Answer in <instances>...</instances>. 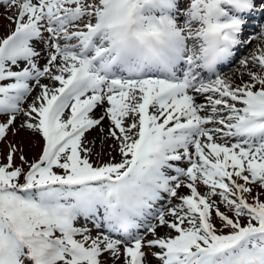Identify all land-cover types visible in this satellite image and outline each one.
I'll use <instances>...</instances> for the list:
<instances>
[{
    "label": "snow or ice",
    "instance_id": "obj_1",
    "mask_svg": "<svg viewBox=\"0 0 264 264\" xmlns=\"http://www.w3.org/2000/svg\"><path fill=\"white\" fill-rule=\"evenodd\" d=\"M0 7V264H264V0Z\"/></svg>",
    "mask_w": 264,
    "mask_h": 264
},
{
    "label": "rangeland",
    "instance_id": "obj_2",
    "mask_svg": "<svg viewBox=\"0 0 264 264\" xmlns=\"http://www.w3.org/2000/svg\"><path fill=\"white\" fill-rule=\"evenodd\" d=\"M0 8H2V7H0ZM6 15H7V13L5 12V9H4L2 15H0V16H2V17H0V29L1 30H4V27H6V24H4V17H3V16H6ZM93 135H95V133H93ZM11 139H12V137H11ZM14 139L17 142H20L21 140L24 141V143L26 145L25 154H26V156H27V158L29 160H32V159L35 158V156L37 154V149H35V148H33V147H31L29 145V141H32L34 143L35 142V138L30 137L27 133H21L20 136L15 137ZM89 139H91V137H89Z\"/></svg>",
    "mask_w": 264,
    "mask_h": 264
}]
</instances>
